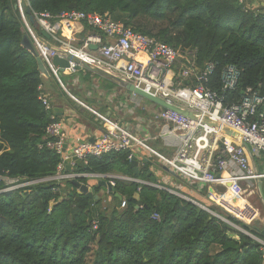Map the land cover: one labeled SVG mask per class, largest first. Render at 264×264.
I'll use <instances>...</instances> for the list:
<instances>
[{
    "label": "trees",
    "instance_id": "obj_1",
    "mask_svg": "<svg viewBox=\"0 0 264 264\" xmlns=\"http://www.w3.org/2000/svg\"><path fill=\"white\" fill-rule=\"evenodd\" d=\"M23 4L37 15L107 16L167 45L181 57L174 71L184 88L197 87L196 76L213 64L204 87L220 96L225 106L238 103L247 89L264 98L261 0H25ZM16 5L17 0H0V178L30 184L0 193V264H264L260 243L264 234L258 226L239 222L211 204L206 187L200 190V200L177 191L200 207L153 187L165 188L148 162H139L135 172L129 151L88 156L74 162L70 172L64 171L149 184L116 181L115 193L121 199L100 197L104 190L86 178L76 180L91 187L97 199L79 195L70 180H52L61 163V155L46 146L45 131L53 112L42 104L37 59L21 46L23 36L29 35ZM78 26L76 46L93 32L85 24ZM33 30L40 37L39 29L33 26ZM186 59L194 74L183 80ZM229 66L239 76L234 90L223 91L221 73ZM8 187L0 182V191ZM190 187L199 189L197 184ZM139 201L142 206L136 208Z\"/></svg>",
    "mask_w": 264,
    "mask_h": 264
},
{
    "label": "built area",
    "instance_id": "obj_2",
    "mask_svg": "<svg viewBox=\"0 0 264 264\" xmlns=\"http://www.w3.org/2000/svg\"><path fill=\"white\" fill-rule=\"evenodd\" d=\"M32 16L39 31L49 37L55 48L69 52L88 66L114 75L168 105L188 110L196 118L190 120L173 111L159 109L156 119L162 125L158 137L162 148L168 152L161 155L138 140L128 129L103 117H98L104 126L100 138L92 143L78 142L70 154L62 153L64 136L61 125L54 122L52 117L53 121L45 131V138L48 140L46 146L61 155L56 177L52 180L72 181L86 178L95 182H108L113 188L116 181L149 185L115 175L64 173L67 165L73 166L74 162L71 161L73 157L78 161L88 156L100 157L107 153L129 151L131 154L128 159L132 162L136 159V152L142 150L152 154L189 184H197L199 190L206 187V199L228 216L246 225H253L257 221L259 211L246 200L241 184L264 179V175L255 172L250 160L251 156H264L263 97L247 89L238 103L225 106L220 96L204 87L215 69L211 63L196 76L199 83L197 87L192 89L182 87L180 82H176L174 71L181 57L172 48L155 39L137 34L107 16L83 12L62 13L56 17L48 14ZM81 23L91 28L93 32L84 36L79 47L74 48L70 43L71 34L74 26ZM24 25L37 56L59 82V72L51 63L56 53L44 45L40 37L29 30L25 22ZM62 29L70 33L69 38L63 36ZM90 46H95L96 50L91 51ZM139 55H143L145 60H138ZM186 64L188 66L182 69L183 80L194 74L191 61L186 59ZM74 68L75 66L70 64V68L66 70L74 72ZM238 76L234 67L225 68L220 78L223 91L234 90ZM41 100L45 110L51 111L48 100L43 96ZM204 120L211 125L204 123ZM228 130L233 136L225 134ZM218 175H221V178H217ZM0 182L9 186L0 193L17 190L30 184H14V181L4 178H0ZM215 186L227 187V193L218 194ZM227 194L233 203L239 199L241 204L234 206L233 203L227 202ZM153 219H157V216L155 215ZM260 243L264 246V243Z\"/></svg>",
    "mask_w": 264,
    "mask_h": 264
},
{
    "label": "crops",
    "instance_id": "obj_3",
    "mask_svg": "<svg viewBox=\"0 0 264 264\" xmlns=\"http://www.w3.org/2000/svg\"><path fill=\"white\" fill-rule=\"evenodd\" d=\"M261 5H264V0H261ZM78 29L79 26L76 24L71 34L72 41L70 43L74 48L79 47L75 44L77 42L75 37L78 36ZM39 32L41 41L55 48V44L50 39L42 37V32ZM61 33L65 38L70 36V33L65 29H62ZM88 34L89 32L86 33V35ZM81 40H79V44ZM137 59L145 60L143 55H139ZM58 76L60 83L50 72L49 77L42 76L40 90L42 96L48 100L51 106L52 117L58 118V123L61 125L65 154H70L78 142H92L100 138L104 131V126L98 117H103L128 129L138 140L144 142L154 152L160 154L159 150H162L164 154L168 153L162 148L158 137L162 124L158 119H153V116L159 112V108L155 105L137 97L134 98L114 82L86 70L81 69L74 72L65 70L63 73H59ZM142 103L153 105L157 108L155 113L148 114V117H150L148 121L137 117V114L145 115L143 111L136 110V116L133 112V109L137 105L141 106ZM131 109L132 112H129ZM119 112L120 114H118ZM132 114L134 115L135 123H130ZM135 158L139 162L146 160L150 164L152 172L164 187L170 183L169 187L172 190L181 192L182 195L188 194V198L192 197L199 200L202 198L199 189L197 191L191 189L189 182L178 174L173 175L170 173V171H173L169 168H167L169 172L163 170L165 166L160 161H158L157 167L154 164L155 157L149 152L137 151ZM250 160L255 172L264 175V156H251ZM260 181L261 191L259 190V181L255 183L244 182L241 187L247 200L255 198L254 201L258 202V219L253 225L264 231V179Z\"/></svg>",
    "mask_w": 264,
    "mask_h": 264
},
{
    "label": "water",
    "instance_id": "obj_4",
    "mask_svg": "<svg viewBox=\"0 0 264 264\" xmlns=\"http://www.w3.org/2000/svg\"><path fill=\"white\" fill-rule=\"evenodd\" d=\"M15 9H17L19 11L23 21L27 24L29 30L34 32L33 26H35L36 28H38V27L36 25L34 17L31 14V11L25 10V7H24V4H23L22 0H17V5L15 6ZM42 37H44L45 39L49 38L45 33H42ZM42 43L44 45L48 46L51 50H53L56 53V56H54V58L52 59L51 63L53 65V67H55L58 70L59 73H63V71H65L66 69L70 68V64H73L75 66V68H74L75 71H79L81 69L82 70H86V71H88V72H90L92 74L100 76V77H102V78H104L106 80H109L111 82H114L120 88H122L126 92H128L130 95H134L135 97H137V98H139V99H141L143 101L149 102V103L155 105L159 109L173 111V112H175V113H177V114H179L181 116H184L185 118H188L190 120H195L196 119L195 116L191 112H189L188 110H183V109H180L178 107L168 105L164 101H162V100H160L158 98H155V97H153L150 94H147L146 92L136 88L135 86H133V85H131L129 83H126V82L122 81L121 79H119L118 77H116L114 75L108 74V73H106V72H104L102 70H99L97 68H93V67L88 66L87 64L81 62L80 60H78L76 57H74L73 55H71L69 52H67L65 50L54 48V47L48 45L45 42H42ZM21 46L25 50L30 52L33 56L36 57L37 64H38V70H39L41 76H44L46 78L49 77L48 70L46 69V67L43 64V62L41 61V59L37 56V53H36L32 43H31V41H30V39H29V37L27 35L23 36V38L21 40ZM89 49L91 51H95L96 47L95 46H90ZM241 95H243V93H241ZM204 123H206L208 125H211V123L208 122L207 120H204ZM225 134H227L228 136H233V133L231 131H229V130L226 131ZM64 148H65V145L63 146L62 153H65ZM71 161L72 162H76L77 158L73 157ZM144 161H146V160H144ZM67 163H69V162H67ZM138 164H139V161L137 159H134L131 162V165L134 167L135 172H137ZM66 170L68 172H70L71 171V167L69 165H67L66 166ZM163 170H166V171L169 172V169H167V167H163ZM170 173L175 175L174 172L170 171ZM217 178H221V175H218ZM71 184L75 187V189L77 190V193L79 195H85L88 198H93L94 197L95 199H97V197L94 196V190L91 187H89L88 185L81 184L77 180H72ZM97 186L102 188L103 190H105L106 194L108 196H115L116 198L121 199L120 196L115 193V188H113L110 185V183L105 182V181H99ZM227 186H229V185H227ZM155 188H158V187H155ZM214 189L220 195H224V194L227 193V187L215 186ZM162 190H164V189H162ZM259 190L261 191V181H259ZM169 193L176 195L173 192H169ZM176 196H178L179 198H182V199H184L186 201H189V202L193 203L194 205L199 206L197 203L193 202L192 200H190L188 198H185V197L180 196V195H176ZM135 198L138 200V198H139L138 194L135 196ZM140 206H142V202L139 201L138 202V206L136 208H138ZM263 234H264V231H263Z\"/></svg>",
    "mask_w": 264,
    "mask_h": 264
},
{
    "label": "rangeland",
    "instance_id": "obj_5",
    "mask_svg": "<svg viewBox=\"0 0 264 264\" xmlns=\"http://www.w3.org/2000/svg\"><path fill=\"white\" fill-rule=\"evenodd\" d=\"M22 1H25V0H22ZM77 43V42H76ZM75 43V44H76ZM134 111V114H135V116H136V110H138V111H143L144 113H145V115H139V114H137V117H139V118H142V120H146V121H148V119L150 118V117H148V114H153V113H155L156 112V110H157V108H155L153 105H149V104H144V103H142L141 104V106L140 105H137L136 106V108L135 109H133ZM129 112H132V109L129 111ZM118 114H120V112L118 113ZM157 114V113H156ZM156 114L153 116V119L154 120H156ZM121 116V115H120ZM133 120V121H132ZM134 122V115L132 114L131 115V118H130V123H133ZM135 123V122H134ZM132 125V124H131ZM131 127H134V126H131ZM163 155H165V154H163ZM168 156H170V153H169V155ZM155 161H154V164L157 166L158 165V159L155 157ZM158 167V166H157ZM169 185H170V183H168V185L167 186H165V188H163V187H161V186H159L158 188L159 189H164L165 191H167V192H173V193H175L176 195H180V196H182L180 193H178L177 191H175V190H172L170 187H169ZM153 187H157V186H153ZM105 195H107L106 194V191L104 190V191H101L100 193H99V196L100 197H104ZM172 195H174V194H172ZM175 195V196H176ZM108 196V195H107ZM184 197V196H183ZM186 198V197H185ZM254 199L255 198H252V200L251 199H249V200H247L254 208H256L257 210H258V202L255 200L254 201ZM260 209V208H259ZM261 210V209H260Z\"/></svg>",
    "mask_w": 264,
    "mask_h": 264
},
{
    "label": "bare ground",
    "instance_id": "obj_6",
    "mask_svg": "<svg viewBox=\"0 0 264 264\" xmlns=\"http://www.w3.org/2000/svg\"><path fill=\"white\" fill-rule=\"evenodd\" d=\"M229 197H230V196L227 194V195H226V201H227V202H230V203L232 204L233 202H232V200H229ZM224 198H225V197H224ZM239 204H241V200H239V199L236 200L235 203H233L234 206H237V205H239Z\"/></svg>",
    "mask_w": 264,
    "mask_h": 264
}]
</instances>
